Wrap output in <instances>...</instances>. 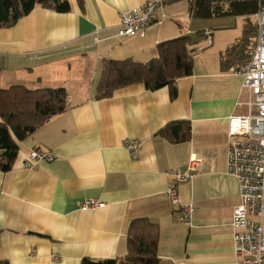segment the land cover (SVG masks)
I'll list each match as a JSON object with an SVG mask.
<instances>
[{
  "label": "crops",
  "instance_id": "0c3cea01",
  "mask_svg": "<svg viewBox=\"0 0 264 264\" xmlns=\"http://www.w3.org/2000/svg\"><path fill=\"white\" fill-rule=\"evenodd\" d=\"M147 1L69 0V13L37 7L14 27L0 29V88H63L69 94L67 110L19 143L9 172L0 170V262L122 259L130 224L148 219L160 232L159 264H238L231 218L240 190L227 173V133L232 115L247 114L249 95L235 64L222 65L249 61L258 33L243 53L225 56L243 43L246 17L193 19L189 0H164L162 25L144 38L118 39L119 14ZM206 29L214 32L213 45L195 56L193 75L177 81L176 99L167 87L152 92L143 85L96 98L103 60L147 63L157 57V45L182 36L197 49ZM176 122L184 131L190 125L188 141L176 143L162 132ZM125 142L141 145L137 158ZM33 149L57 158L27 169L24 160ZM192 156L203 159L200 173L179 184L174 204L168 173L186 168ZM90 199L104 206L81 211ZM186 206L193 208L190 225L179 221Z\"/></svg>",
  "mask_w": 264,
  "mask_h": 264
},
{
  "label": "trees",
  "instance_id": "16d2710c",
  "mask_svg": "<svg viewBox=\"0 0 264 264\" xmlns=\"http://www.w3.org/2000/svg\"><path fill=\"white\" fill-rule=\"evenodd\" d=\"M193 19L212 20L225 17H246L243 43L228 49L225 56L238 50L258 33L251 22L255 14L264 10V0H189ZM69 13V0H0V29L14 27L35 8ZM189 36H182L157 45V57L147 63L126 60H103L96 98L107 99L116 91L134 85H143L148 91L169 88L172 100L178 96L177 81L193 75L194 58L198 54ZM252 56V55H251ZM251 59V58H250ZM225 61V60H224ZM248 62V61H247ZM235 60L222 65L228 69ZM69 94L66 89L43 88L32 90L25 86L0 88V170L9 172L18 157L19 143L24 142L54 117L67 110ZM178 122L162 132L176 143L190 139L191 127L184 131ZM160 232L148 219L132 221L127 234V255L122 259L92 260L80 264H159L158 242ZM0 264H9L0 262Z\"/></svg>",
  "mask_w": 264,
  "mask_h": 264
},
{
  "label": "built area",
  "instance_id": "2783aa9c",
  "mask_svg": "<svg viewBox=\"0 0 264 264\" xmlns=\"http://www.w3.org/2000/svg\"><path fill=\"white\" fill-rule=\"evenodd\" d=\"M164 3V0H148L141 8L120 13L117 38H144L150 27L162 25L167 19ZM253 19L258 25L257 45L248 62L233 67L234 72L243 78L242 88L249 95L245 102L248 112L246 115H232L227 133V173L238 181L240 190V203L231 218L238 264H264V10L255 14ZM213 34L211 29L204 30V46L197 48L196 53L213 45ZM95 42H98L97 36ZM124 146L130 150L132 158L139 156V143L125 142ZM56 158L52 152L33 149L24 160V166L33 170L40 163L53 162ZM202 164V158L192 156L186 168L169 171L172 182L168 195L172 203L179 202V184L196 178ZM103 206L104 203L90 199L81 202L80 209L88 211ZM192 215V206H186L179 221L190 225Z\"/></svg>",
  "mask_w": 264,
  "mask_h": 264
},
{
  "label": "rangeland",
  "instance_id": "374dc122",
  "mask_svg": "<svg viewBox=\"0 0 264 264\" xmlns=\"http://www.w3.org/2000/svg\"><path fill=\"white\" fill-rule=\"evenodd\" d=\"M188 3V1H185L183 4H187ZM168 17V16H167ZM252 22V21H251ZM253 23V22H252ZM75 64H76V61H75Z\"/></svg>",
  "mask_w": 264,
  "mask_h": 264
}]
</instances>
